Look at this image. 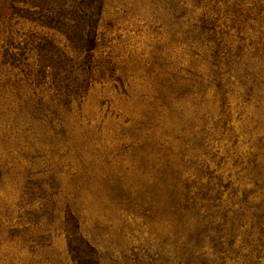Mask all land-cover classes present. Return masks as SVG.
<instances>
[{
  "label": "rangeland",
  "instance_id": "rangeland-1",
  "mask_svg": "<svg viewBox=\"0 0 264 264\" xmlns=\"http://www.w3.org/2000/svg\"><path fill=\"white\" fill-rule=\"evenodd\" d=\"M258 207L264 0H0V264H264Z\"/></svg>",
  "mask_w": 264,
  "mask_h": 264
},
{
  "label": "trees",
  "instance_id": "trees-1",
  "mask_svg": "<svg viewBox=\"0 0 264 264\" xmlns=\"http://www.w3.org/2000/svg\"><path fill=\"white\" fill-rule=\"evenodd\" d=\"M45 0H41L42 4ZM260 210V211H259ZM253 217L259 226L260 231L263 233L264 224V211L256 208L252 213ZM202 223V222H199ZM215 232L219 234L220 227L212 226V224L204 223L200 224L194 231L189 232V241L191 242L190 247L187 248V258L183 261V264H209L203 254L198 250L203 238L206 234ZM214 247L220 249L221 242L220 238L216 237L214 241ZM69 249L73 255V259L76 264H100L99 255L87 242L81 239L70 240Z\"/></svg>",
  "mask_w": 264,
  "mask_h": 264
}]
</instances>
